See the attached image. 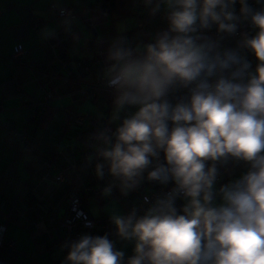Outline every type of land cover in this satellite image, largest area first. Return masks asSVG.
<instances>
[{"label": "clouds", "instance_id": "9594fccd", "mask_svg": "<svg viewBox=\"0 0 264 264\" xmlns=\"http://www.w3.org/2000/svg\"><path fill=\"white\" fill-rule=\"evenodd\" d=\"M143 2L163 26L103 49L111 111L87 138L85 166L111 178L104 197L145 182L166 190L110 216L133 244L126 260L107 233H86L62 245V264H264V0Z\"/></svg>", "mask_w": 264, "mask_h": 264}, {"label": "crops", "instance_id": "0c3cea01", "mask_svg": "<svg viewBox=\"0 0 264 264\" xmlns=\"http://www.w3.org/2000/svg\"><path fill=\"white\" fill-rule=\"evenodd\" d=\"M94 1L0 0V123L27 128L33 140L30 151L18 156L0 126V224L3 241L14 243L0 245V264H62L68 251L62 245L75 239L59 220L73 190L96 218L124 214L134 198L118 188L102 196L111 178L100 181L85 166L87 138L100 115L108 119L111 111L108 91L90 86L102 75L108 42L119 35L146 41L163 21L150 16L143 0H118V12L108 15L89 9ZM61 8L72 13L58 17ZM65 18L71 21L68 31ZM45 30L56 36L45 39ZM14 45L26 49L25 62L12 59ZM46 99L43 112L29 122L30 109ZM60 169L64 181L54 184ZM113 241L125 260L133 255L132 242L117 236Z\"/></svg>", "mask_w": 264, "mask_h": 264}, {"label": "built area", "instance_id": "2783aa9c", "mask_svg": "<svg viewBox=\"0 0 264 264\" xmlns=\"http://www.w3.org/2000/svg\"><path fill=\"white\" fill-rule=\"evenodd\" d=\"M249 4H251L254 8L259 9L261 7L260 4L257 3V0H248ZM65 9V8H61ZM57 11L58 17H64L60 14V10ZM66 14L72 13L71 10L65 9ZM239 11V5H237V12ZM103 15H108V11L106 9L103 10ZM241 32H247L249 35H254L256 32V29H254L250 23L245 22L241 25L240 28ZM230 44L234 46L235 41H229ZM26 49L21 45H14L11 57L14 61L21 62L26 57ZM247 56V59L255 60V56L252 52L248 51L245 53ZM87 87V86H86ZM103 87V81L101 77H99L98 81L90 86V89H95ZM47 99L45 101H40L37 104H35L34 107L31 108L29 112V122H32L37 119V117L43 112L45 104L47 103ZM83 117L77 116L75 119L76 123H82ZM104 121L106 122L107 119L104 118ZM99 119L97 120V124L99 123ZM8 133V136L6 138V141L10 148L15 149L18 156L28 153L32 146V137H30L27 134V128H16L10 126L9 123L5 122L0 124ZM94 127V129H95ZM239 168L235 169V172H237ZM65 177V170L60 169L57 171L56 175L52 179V182L54 184H60L64 181ZM230 178L228 176H225V181ZM171 187V185H169ZM166 190L162 189L161 186L153 183L145 182L139 189L132 191L134 194V198L125 205V214L132 208V207H140L143 204V198L144 196H150L154 197L156 194H158L160 191ZM81 192H78L77 190H73L69 194L67 208L64 216L59 220V227L65 229L70 235L77 239L83 234H91V235H104L107 233L109 235L110 239H114L116 237L115 235V227L111 223L110 219L108 218H95L89 215L87 212L82 198H81ZM179 202V200L177 201ZM2 231L3 226L0 224V245H5L8 247L13 246L12 241H3L2 239Z\"/></svg>", "mask_w": 264, "mask_h": 264}, {"label": "trees", "instance_id": "16d2710c", "mask_svg": "<svg viewBox=\"0 0 264 264\" xmlns=\"http://www.w3.org/2000/svg\"><path fill=\"white\" fill-rule=\"evenodd\" d=\"M117 4H118V0H96V1H94V2H89L88 3V8L89 9H106L109 13H116V12H118V6H117ZM25 60V59H24ZM21 61L20 63H22V62H25V61ZM250 62H251V64L252 65H254V66H256V64H257V60L255 59V60H250V59H248ZM38 102H36L35 104H37ZM35 106V105H34ZM33 106V107H34ZM31 110V109H30ZM2 123H5V122H2ZM2 123H0V124H2ZM1 126V125H0ZM10 126H12V127H15V126H13V125H11L10 124ZM2 127V126H1ZM3 128V127H2ZM4 129V128H3ZM5 130V129H4ZM27 134L31 137V135H30V132L29 131H27ZM7 136H8V133H7V131L5 130V140H6V138H7ZM240 167V166H239ZM239 167H237V168H239ZM229 179V178H228ZM82 196L83 195H81V198H82ZM181 204H182V201H179V202H177V207L179 208L180 206H181ZM125 206V205H124ZM124 214H125V212H124ZM96 218V217H95ZM97 218H106V217H97Z\"/></svg>", "mask_w": 264, "mask_h": 264}, {"label": "rangeland", "instance_id": "374dc122", "mask_svg": "<svg viewBox=\"0 0 264 264\" xmlns=\"http://www.w3.org/2000/svg\"><path fill=\"white\" fill-rule=\"evenodd\" d=\"M252 67H253V69L255 68V66L254 65H252ZM244 170V166H240V169L237 171V172H235V175H239L240 174V172H242Z\"/></svg>", "mask_w": 264, "mask_h": 264}]
</instances>
